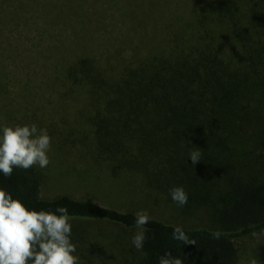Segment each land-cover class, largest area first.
<instances>
[{
  "label": "trees",
  "instance_id": "trees-1",
  "mask_svg": "<svg viewBox=\"0 0 264 264\" xmlns=\"http://www.w3.org/2000/svg\"><path fill=\"white\" fill-rule=\"evenodd\" d=\"M193 1L199 8L178 17V26H158L137 42L136 56L106 65L112 71L87 54L53 66L78 90L87 120H99L98 154L169 189L183 187V207L206 210L219 226L179 227L185 243L174 238L178 226L151 218L144 264H160L167 253L182 264H238L236 241L264 232V0ZM0 188L29 209L66 207L71 220L137 230L135 213L91 198L42 199L40 178L19 170L0 173Z\"/></svg>",
  "mask_w": 264,
  "mask_h": 264
},
{
  "label": "rangeland",
  "instance_id": "rangeland-1",
  "mask_svg": "<svg viewBox=\"0 0 264 264\" xmlns=\"http://www.w3.org/2000/svg\"><path fill=\"white\" fill-rule=\"evenodd\" d=\"M20 1L25 6L20 8L19 0H0V129L36 124L47 130L52 145L46 168L15 170L39 177L45 200L91 198L102 207L144 211L186 229H218L206 210L189 212L179 206L170 199V187L153 182L139 167L112 161L108 152L98 154L99 120H87L84 101L67 82V73L62 66L61 72L53 68L65 55L87 54L104 66L136 56L137 42L150 40L158 26H178L176 19L187 18L199 2L138 0V7L136 0ZM140 17L147 26L140 25ZM70 222L79 264H144L142 249L132 243L137 230L107 222ZM236 244L238 264H264V232Z\"/></svg>",
  "mask_w": 264,
  "mask_h": 264
},
{
  "label": "clouds",
  "instance_id": "clouds-1",
  "mask_svg": "<svg viewBox=\"0 0 264 264\" xmlns=\"http://www.w3.org/2000/svg\"><path fill=\"white\" fill-rule=\"evenodd\" d=\"M51 145L47 130L36 124L4 126L0 129V173L10 177L14 169L46 168L51 162L48 155ZM191 158L197 160L199 153H191ZM171 197L179 206L188 201L183 187L173 188ZM150 219L147 212L136 214L137 231L132 243L137 250L144 246ZM70 220L66 207H57L55 211L29 209L0 188V264H79ZM173 235L189 242L179 227ZM215 236L219 238V233ZM160 264H182V261L167 253Z\"/></svg>",
  "mask_w": 264,
  "mask_h": 264
}]
</instances>
